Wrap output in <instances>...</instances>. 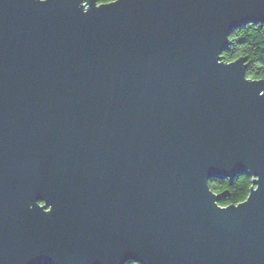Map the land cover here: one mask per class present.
I'll list each match as a JSON object with an SVG mask.
<instances>
[{
	"label": "water",
	"instance_id": "95a60500",
	"mask_svg": "<svg viewBox=\"0 0 264 264\" xmlns=\"http://www.w3.org/2000/svg\"><path fill=\"white\" fill-rule=\"evenodd\" d=\"M248 23L264 0H0V264H264V78L221 59Z\"/></svg>",
	"mask_w": 264,
	"mask_h": 264
},
{
	"label": "trees",
	"instance_id": "16d2710c",
	"mask_svg": "<svg viewBox=\"0 0 264 264\" xmlns=\"http://www.w3.org/2000/svg\"><path fill=\"white\" fill-rule=\"evenodd\" d=\"M111 0H97L98 3H106ZM229 44L221 53V59L225 62L235 60L240 56H247L246 77L251 79L264 78V23H248L233 29L228 36ZM210 188L223 194L218 204L225 206L231 203L243 201L248 195L251 186V176L239 175L232 179H211ZM123 264H139L126 261Z\"/></svg>",
	"mask_w": 264,
	"mask_h": 264
},
{
	"label": "clouds",
	"instance_id": "9594fccd",
	"mask_svg": "<svg viewBox=\"0 0 264 264\" xmlns=\"http://www.w3.org/2000/svg\"><path fill=\"white\" fill-rule=\"evenodd\" d=\"M47 2V0H38V3H40V4H44V3H46ZM87 8V6L85 7V9Z\"/></svg>",
	"mask_w": 264,
	"mask_h": 264
},
{
	"label": "snow or ice",
	"instance_id": "6c2138e0",
	"mask_svg": "<svg viewBox=\"0 0 264 264\" xmlns=\"http://www.w3.org/2000/svg\"><path fill=\"white\" fill-rule=\"evenodd\" d=\"M111 2H112L113 4H115V3H116V0H111ZM256 177H257V180H259V176L256 175Z\"/></svg>",
	"mask_w": 264,
	"mask_h": 264
}]
</instances>
